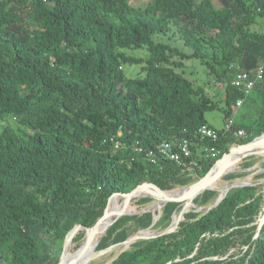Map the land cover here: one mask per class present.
I'll use <instances>...</instances> for the list:
<instances>
[{
    "label": "trees",
    "instance_id": "1",
    "mask_svg": "<svg viewBox=\"0 0 264 264\" xmlns=\"http://www.w3.org/2000/svg\"><path fill=\"white\" fill-rule=\"evenodd\" d=\"M218 1L141 7L130 0H0V264H58L69 232L101 222L114 193L154 185L178 191L264 133V0ZM172 27L190 51L155 39ZM140 47L148 57L129 53ZM191 57L222 82L226 107L178 71ZM127 65H139V75L128 76ZM260 67L259 87L245 96L232 83L236 72L253 76ZM218 107L245 137L208 122L206 112ZM203 124L219 139L200 138ZM185 139L192 155L183 164L159 152L163 142L177 148ZM261 160L242 158L240 172L191 199L202 210L191 207L171 230L128 246L116 245L139 231L166 229L183 205L117 216L156 202L117 198L94 249L112 250L108 264H264V172L255 173ZM246 176L250 184L206 209L219 186ZM86 238L76 231L67 254Z\"/></svg>",
    "mask_w": 264,
    "mask_h": 264
},
{
    "label": "water",
    "instance_id": "2",
    "mask_svg": "<svg viewBox=\"0 0 264 264\" xmlns=\"http://www.w3.org/2000/svg\"><path fill=\"white\" fill-rule=\"evenodd\" d=\"M249 155H262V156H264V133L262 135L256 137V138H254L252 141H250L244 145L233 148L230 153L225 154L221 159H219L216 167L213 168L211 171H209L205 176L201 177L196 182L179 189V191H183V192L177 196H167L166 193L172 192V191H163L155 185L152 186L154 188H152V187L151 188H148V187L143 188V186H139L138 188H136L135 190H133L131 192H127V193L117 192V193H114L113 195H111L110 198L108 199V203H107V206L105 208L102 219L107 215L108 206H109V203H110L113 196H120V197H124V198L154 197L157 200L156 203H154L153 205H151L149 207H146V208H143L140 210L135 209L132 212H128L126 210H123L117 216H120V215H123L126 213L155 211V210L161 209L169 201H182V205H183V207H182V209L178 215L173 214L172 223L166 229L159 231V232H155V233H152L149 230H143V231L136 232V233L132 234L131 236H129L125 241L117 244L116 246H128L129 244H131L133 241H135L137 239H146V238H151V237H155V236H158L160 234H163V233L171 230L180 221L182 215L184 213L188 212L191 207L196 208L197 211L202 210V208L199 205L192 203L191 199L196 194L200 193L203 190L214 188L213 186L216 184V182L221 180L222 176L225 175L226 173L236 172V171L238 172L239 169L237 168V163L242 158H245ZM263 160H264V158H263ZM255 167L256 166H254V168ZM261 171H264V168ZM246 180H247V177L242 179V180L232 182L229 184H225L222 187H220L218 189L219 194H218L217 200L210 207H208L206 209H211V208L217 206L220 203V201L222 200V197L224 195H226L228 190H230L231 188L246 186V185L250 184V182H248ZM262 182H264V180ZM144 190H146V191L149 190V191H148V193L145 194ZM263 221H264V217L261 220H259L258 222L262 223ZM98 224H96L94 227L88 228V229H86L81 224L76 225L67 235V238L64 242L63 251H62V254L60 257V261L58 264H64V256L66 254V251L70 248L73 235L79 229H82L87 234L86 241L83 244V246L81 247V252L78 256V257H81V253L83 254L85 252V250H87V248L90 246L95 234H97ZM103 234H99V237L96 240L93 248L96 247V245L98 244V242L102 238ZM105 251L106 250H103V251H99L97 253L101 254V253H104ZM78 257L76 259L69 261L66 264H79L78 263L79 262ZM85 261H87V259H85L81 263L85 264L84 263Z\"/></svg>",
    "mask_w": 264,
    "mask_h": 264
},
{
    "label": "rangeland",
    "instance_id": "3",
    "mask_svg": "<svg viewBox=\"0 0 264 264\" xmlns=\"http://www.w3.org/2000/svg\"><path fill=\"white\" fill-rule=\"evenodd\" d=\"M130 2L135 6L145 7L146 5H148V3L151 2V0H130ZM215 4L217 6L220 5L218 0H215ZM258 21H259L260 25L264 26V19L263 18H259ZM258 28H259V26H258ZM155 39L165 40V41L171 42L174 45H178L179 47H181L185 51H190L189 47L184 45L182 38L177 33V30L173 27L171 29H169L167 33L156 34ZM129 53H131L135 56L145 57V58L148 57V55H149L148 49L146 47H140L137 49L129 50ZM184 63H185V67L184 68H178V71L182 72L189 79H192V81L195 84L204 86L206 91L210 95H212L216 98V100L220 106L226 107L224 86H223L222 82H216L214 80V76L209 73L206 65L203 64L198 57L188 58L184 61ZM125 70H126V73L128 76H137V75H139L140 66L139 65H127V66H125ZM258 82L256 83V85L254 87L258 86L257 85ZM234 107L237 110L236 106H234ZM239 110H240V114H242V112L244 111V108H240ZM206 118L214 127H217V128H224L225 127L227 118H225L224 110L220 107L213 109V110H208L206 112ZM209 150H211V149H209ZM263 158H264V156H263ZM261 162H264V160H261ZM255 166L257 167L258 164H256ZM255 168L253 166L251 169L253 170ZM261 170L262 169L258 170L255 173L259 174V173L264 172ZM240 171H241V169H239V172ZM246 177H247L246 181L251 182V181H249L250 176H246ZM214 186L218 187L217 184H215ZM219 188H220V186H219ZM156 202H157V200H156ZM115 210H116V208H114V211ZM138 210H140V209H138ZM150 232H152V231H150ZM94 242H95V239L92 240V242H91L90 246L87 248V250H85V252L83 254L81 253V257H78L80 252H81V248L74 255H68L67 254L66 257L72 258V260L76 259L77 257L79 259H84V260L87 259V261L84 262L85 264H108V262L111 258L110 255H111L112 250L110 251V249H109V250L105 251V252H107L105 254V256H101L103 253L98 254L97 253L98 251L96 252V249L93 248L94 244H95ZM115 248H117V247H114V249Z\"/></svg>",
    "mask_w": 264,
    "mask_h": 264
},
{
    "label": "built area",
    "instance_id": "4",
    "mask_svg": "<svg viewBox=\"0 0 264 264\" xmlns=\"http://www.w3.org/2000/svg\"><path fill=\"white\" fill-rule=\"evenodd\" d=\"M262 68L263 67L258 68V71L253 76L250 72L247 71H237L236 76L233 79V84L242 89L245 93V96H247L255 88L254 86L256 85V83L262 79ZM244 100L245 98L239 99L237 101V105H242ZM233 122V117H229L226 119V124L224 127L225 131H232L237 137H245L247 135L245 129L240 128L237 130H233ZM197 134L202 139L211 138L213 141L218 140L220 137L219 132L207 124H203L197 131ZM210 151L214 156L219 152L215 149V147H212ZM159 152L166 158L174 160L179 164H183L186 157H190L192 155L191 145L187 139L181 142L177 148L174 147V145L170 142H163L159 145Z\"/></svg>",
    "mask_w": 264,
    "mask_h": 264
},
{
    "label": "bare ground",
    "instance_id": "5",
    "mask_svg": "<svg viewBox=\"0 0 264 264\" xmlns=\"http://www.w3.org/2000/svg\"><path fill=\"white\" fill-rule=\"evenodd\" d=\"M174 186V185H173ZM145 191V192H144ZM143 192L146 194L148 193V191L144 190ZM183 191H175V192H170V193H167V196H177L179 194H181ZM120 196H113L110 203H109V206H108V211H107V215L101 220V222L98 224V232H100L102 230V228L104 227V225L106 224V222L114 215H116V212L114 211V202L117 198H119ZM67 253H68V250L66 251V254L64 256V264L68 263L69 261L72 260V258H67ZM84 259H79V262L78 263H81L83 262Z\"/></svg>",
    "mask_w": 264,
    "mask_h": 264
},
{
    "label": "crops",
    "instance_id": "6",
    "mask_svg": "<svg viewBox=\"0 0 264 264\" xmlns=\"http://www.w3.org/2000/svg\"><path fill=\"white\" fill-rule=\"evenodd\" d=\"M209 122V121H208ZM210 123V122H209ZM211 124V123H210Z\"/></svg>",
    "mask_w": 264,
    "mask_h": 264
}]
</instances>
